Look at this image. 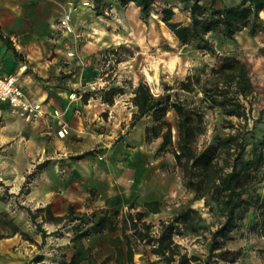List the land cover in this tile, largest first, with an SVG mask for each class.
I'll use <instances>...</instances> for the list:
<instances>
[{
    "label": "rangeland",
    "instance_id": "374dc122",
    "mask_svg": "<svg viewBox=\"0 0 264 264\" xmlns=\"http://www.w3.org/2000/svg\"><path fill=\"white\" fill-rule=\"evenodd\" d=\"M223 2L231 5L238 0ZM202 3L207 5L208 0H202ZM22 4L28 11L24 19L31 24V28L27 27V30L39 42L44 43L45 49L42 51L48 54V58L57 57L64 66L73 64L70 73L74 74L65 78L58 77L53 85L64 88L67 92L75 89H98L89 99L88 110L84 111L82 107L79 109L82 118L81 134L79 137H71V149L65 150L58 144L61 150L51 157L47 156L48 164H53L54 167L53 191L65 193V200L58 207L65 208L68 200L73 201L79 210L87 208L89 213L94 209L91 205L102 198V189L91 187L84 180L73 183L68 174L69 165H72L70 153L94 149L93 155L87 157L90 164L107 162L114 171L118 169L117 164H122L125 168V177L110 174L104 184L121 186L123 189L115 197L123 203L118 209H125L130 201L137 207L146 199H156L170 215L182 207L196 210L190 214V224H182L179 234L173 237L175 242L184 247L182 251L187 255L196 253L203 260L205 256L200 255L207 252L202 246L206 247L208 229L215 228L221 218L209 206L210 202L209 205H204L203 199H192V194L183 186L172 155L168 152H156L159 139L149 144L144 142L143 127L149 122V118H142L127 131L134 109L129 101L130 91L139 79L145 80L153 93H159L164 85H174L187 73L198 72L205 65L212 66L216 63L210 54L203 53L194 46L181 45L155 14L161 7L171 6L174 11L173 20L185 23L188 21V13L184 6L175 0L156 1L150 17L144 22L142 14L133 3L120 5L117 0H105L102 14L99 15L92 9L91 0H23ZM70 9L69 29L59 28V18ZM260 16L264 19V11ZM208 37L218 53L239 57L250 64L255 88L250 114L256 118L259 110L264 108V56L259 52V48L264 46V31L250 36L245 30H241L233 40L223 39L217 34H209ZM110 86H118L120 90L114 96L113 103L107 105L101 101L99 89ZM71 94L70 97H74V93ZM198 97L199 95L193 96V101L201 107L203 113L205 131L198 136V144H201L203 141H211L224 129L221 126V112L216 108L204 107ZM53 115L59 114L53 112ZM167 119L171 122L174 120L172 110L168 111ZM64 125L65 129L57 132L60 137L67 133V125ZM255 135L264 139V122L257 125ZM122 155L127 156L128 161L126 158L121 160ZM36 176L37 174L26 184L23 191L18 190L15 194L17 199H7L6 202L10 201L16 210V216L0 212V220L12 219L22 231L39 243V232L26 211L18 207L23 205L33 210L40 208L26 200V194ZM42 216L43 212H38L37 221ZM252 216L253 212L248 210L239 222L242 235L226 243V247L230 249L240 248L237 264H264V232L260 234L256 228L249 227ZM42 227L47 233H51L40 248L25 240L19 233L17 237L26 248L42 254L43 263L61 264L62 260H68L72 253L69 242L73 234L71 226L65 225L55 230L54 224L43 222ZM9 232L10 229L0 222V233ZM111 238L112 234L105 231L85 239V244L93 250L99 264H116ZM148 258L154 260L155 256L148 253L147 245L137 243L135 264H147ZM154 264L161 263L156 261Z\"/></svg>",
    "mask_w": 264,
    "mask_h": 264
},
{
    "label": "trees",
    "instance_id": "16d2710c",
    "mask_svg": "<svg viewBox=\"0 0 264 264\" xmlns=\"http://www.w3.org/2000/svg\"><path fill=\"white\" fill-rule=\"evenodd\" d=\"M105 0H91L92 9L97 15L102 14ZM159 0H117L118 4L133 3L143 16L144 22L150 17L153 5ZM182 4L188 13V21L173 20L174 11L171 6L161 7L155 11L169 32L181 45L194 46L197 50L210 54L216 63L205 65L198 72H190L174 85H164L162 91L153 93L148 83L139 79L131 88L129 101L133 106L127 131L142 118H149L143 127V139L146 144L159 139L156 152L170 153L174 166L178 168L185 190L192 194V199H203L204 205H210L221 220L213 229H208L207 254L204 260L197 255H187L184 247L174 241L179 234V227L190 224L191 212L196 210L182 207L167 219L159 220L157 227L144 218L145 211H160L156 199L142 202L136 210L133 201L125 209L110 210L106 207L92 209L89 213L78 211L72 205L63 214H53L50 205L31 210L18 205L26 211L30 221L40 234V242L22 231L12 219H1L0 222L10 232L0 233V239L19 233L25 240L40 248L51 232L42 227L43 222L52 223L58 230L70 225L73 232L69 239L72 254L61 264H99L91 248L85 244L90 235L102 232L115 233L111 244L115 253V262L135 264L133 256L137 243L147 245L148 253L156 259H147V264L156 261L161 264H215L218 261L234 262L241 254L240 248L226 247L242 235L239 222L244 214L251 210V229L260 234L264 232V139L255 135L257 125L262 122L264 108L259 110L256 118L251 117L252 97L255 92L251 79L250 64L233 55L218 53L209 40V34H217L223 39L233 40L235 35L245 30L254 36L264 31V19L260 13L264 11V0H238L226 5L223 0H175ZM0 39L10 48L15 57L23 60L8 36L0 29ZM264 56V46L259 48ZM71 73H60L57 77H68ZM42 79L40 77H37ZM48 80V79H42ZM47 86H44L46 88ZM118 86L99 89V97L103 103L111 105L114 96L119 92ZM98 89H75L71 92L79 97L82 104L93 97ZM199 95V102L206 108H216L221 112V126L224 131L211 141L198 144V136L205 131L203 113L193 96ZM174 113V120L167 119L168 111ZM251 124L249 125V119ZM94 149L69 156L70 160H80L92 156ZM48 160L35 165L33 171L25 175L23 188L33 177L46 167ZM26 192V190L24 191ZM10 195L3 189L0 200ZM38 212H43L37 221ZM2 215V214H1ZM191 226V225H190ZM193 230V229H192ZM43 255L35 254L29 264L43 263Z\"/></svg>",
    "mask_w": 264,
    "mask_h": 264
},
{
    "label": "crops",
    "instance_id": "0c3cea01",
    "mask_svg": "<svg viewBox=\"0 0 264 264\" xmlns=\"http://www.w3.org/2000/svg\"><path fill=\"white\" fill-rule=\"evenodd\" d=\"M22 1L0 0V29L4 35L9 37L12 45L23 58L21 60L15 57L12 50L0 39V74L14 76L25 95L31 100L40 102L46 114L37 121L27 122L12 115L9 112L8 104L0 100V196L5 187L10 194L4 201L0 200V212H6L11 217L16 216V210L10 201L6 202L7 199L18 198L15 194L22 187L25 175L34 169L35 164L41 163L45 159L48 160V155L51 157L52 154L61 150L58 144L65 150L71 149V137H79L81 134L82 118L79 109L82 107L84 111H87L90 106L89 100L82 104L75 94L74 97H70L71 91L67 92L66 89L53 85L56 82L55 79L58 78L57 75L71 72L73 64L68 63L64 66L56 59L57 57L48 58V54L42 51L45 49L44 43L39 42L31 35L30 30H27V27L31 28V24L24 19L28 11ZM37 77L48 80L44 81ZM44 86L47 87L44 88ZM53 112H58L59 115L55 116ZM64 124L67 125V133L60 137L57 132L65 129ZM81 152L83 151L79 153ZM73 154L77 153H70L69 156ZM87 157L75 161L70 160L72 163L68 169L70 180L73 183L84 180L89 186L102 189V198L95 201L91 205L92 208H121L123 203L115 198L123 192L121 186H105L104 184L110 174L125 177V168L122 167V164H117L118 169L114 171V168H111L107 162L90 164ZM121 158V160L126 158L128 161L125 155H122ZM52 176H54V167L53 164H48L37 174L36 179L32 180L26 200L38 207L49 204L55 215L65 213L69 205H72L75 210L82 211L79 210V207L74 206L73 201L68 200L65 208L58 207V204L65 200V193L53 191L54 179ZM141 204L136 207V210L141 208ZM28 208L33 210L31 207ZM83 210L87 212V208ZM170 216L161 206L157 213L145 211L144 214L145 220L154 225H157L159 220L167 219ZM117 233L118 231L114 234L111 233L112 237ZM35 241L38 242L36 239ZM203 247L207 250L208 243L206 242V247L205 245ZM36 253L33 252V249L22 245L17 233L0 239V264H29V260ZM113 254L115 262L114 249ZM206 254L207 252L200 257ZM133 261L135 263L134 256ZM80 264L88 263L82 261ZM121 264L127 263L123 261ZM215 264H237V260L231 263L218 261Z\"/></svg>",
    "mask_w": 264,
    "mask_h": 264
},
{
    "label": "built area",
    "instance_id": "2783aa9c",
    "mask_svg": "<svg viewBox=\"0 0 264 264\" xmlns=\"http://www.w3.org/2000/svg\"><path fill=\"white\" fill-rule=\"evenodd\" d=\"M70 21L71 9L59 18V28L68 30ZM0 100L8 104L12 115L27 122L37 121L45 114L40 102L29 99L11 75L0 74Z\"/></svg>",
    "mask_w": 264,
    "mask_h": 264
},
{
    "label": "bare ground",
    "instance_id": "6f19581e",
    "mask_svg": "<svg viewBox=\"0 0 264 264\" xmlns=\"http://www.w3.org/2000/svg\"><path fill=\"white\" fill-rule=\"evenodd\" d=\"M136 9V8H135ZM174 37V36H173ZM175 38V37H174ZM139 44V43H138Z\"/></svg>",
    "mask_w": 264,
    "mask_h": 264
}]
</instances>
